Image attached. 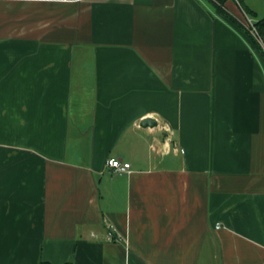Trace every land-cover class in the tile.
I'll return each instance as SVG.
<instances>
[{
  "label": "crops",
  "instance_id": "1",
  "mask_svg": "<svg viewBox=\"0 0 264 264\" xmlns=\"http://www.w3.org/2000/svg\"><path fill=\"white\" fill-rule=\"evenodd\" d=\"M238 22L0 0V264H264V51Z\"/></svg>",
  "mask_w": 264,
  "mask_h": 264
},
{
  "label": "built area",
  "instance_id": "2",
  "mask_svg": "<svg viewBox=\"0 0 264 264\" xmlns=\"http://www.w3.org/2000/svg\"><path fill=\"white\" fill-rule=\"evenodd\" d=\"M239 2V0H236ZM245 24L246 27L249 29L250 33L253 34L258 40L263 43L262 37L260 35L258 26L256 24V20L253 19L251 16L248 15V12L245 11ZM264 44V43H263ZM106 164L112 168L113 170H118V171H129L131 169V162L122 160L118 157L115 156H109L106 160ZM110 236H113L112 231L109 232Z\"/></svg>",
  "mask_w": 264,
  "mask_h": 264
},
{
  "label": "trees",
  "instance_id": "3",
  "mask_svg": "<svg viewBox=\"0 0 264 264\" xmlns=\"http://www.w3.org/2000/svg\"><path fill=\"white\" fill-rule=\"evenodd\" d=\"M218 7L220 8V10L225 13L226 15H228L230 18H232L235 22H238V20L225 8L224 6V2L225 0H214ZM239 3L240 5H242L244 8V0H239ZM246 10V9H245ZM248 12V10H246ZM239 25H241L245 30L246 32L250 35V37L252 38L253 42L257 45L258 48H260L261 50L264 51V16L259 18L258 20H256V24L258 26V29H259V32H260V35L262 37V40H263V45L261 44V42L258 40V38H256L253 34L250 33L249 29L244 26L242 23L238 22ZM42 264H49L48 262H44Z\"/></svg>",
  "mask_w": 264,
  "mask_h": 264
},
{
  "label": "rangeland",
  "instance_id": "4",
  "mask_svg": "<svg viewBox=\"0 0 264 264\" xmlns=\"http://www.w3.org/2000/svg\"><path fill=\"white\" fill-rule=\"evenodd\" d=\"M246 3L249 4V6H251L253 9H255L257 11L256 14L251 12V11H248L249 16H251L255 20H258L260 17H263V15H264V0H246ZM244 11H246V10L244 9ZM245 18H246V16H245Z\"/></svg>",
  "mask_w": 264,
  "mask_h": 264
},
{
  "label": "water",
  "instance_id": "5",
  "mask_svg": "<svg viewBox=\"0 0 264 264\" xmlns=\"http://www.w3.org/2000/svg\"><path fill=\"white\" fill-rule=\"evenodd\" d=\"M141 124L144 126H148V125H156L157 124V120L153 117H146L141 121Z\"/></svg>",
  "mask_w": 264,
  "mask_h": 264
}]
</instances>
